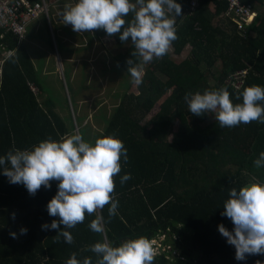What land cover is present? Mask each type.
I'll return each instance as SVG.
<instances>
[{
    "label": "trees",
    "instance_id": "16d2710c",
    "mask_svg": "<svg viewBox=\"0 0 264 264\" xmlns=\"http://www.w3.org/2000/svg\"><path fill=\"white\" fill-rule=\"evenodd\" d=\"M189 2L177 0L183 15L176 17L178 39L172 44L176 54L189 45L188 55L175 61L168 52L145 65L143 82L136 85L137 93L127 92L132 83L127 60L134 47L130 41L122 43L118 35L111 37L123 49L113 58L130 84L102 133L118 135L128 160L124 162L121 157V173L114 178L118 215L106 223L104 237L89 229L95 217L86 215L84 223L70 230L74 243H66L63 237L54 242L58 230H42L41 225L59 219L47 211L49 200L57 192V182L53 181L50 189L41 187L32 196L22 184H10L0 168V264H64L72 252L80 260L92 257L95 264V254L86 251L88 246L103 238L118 245L141 235L160 244L154 264H264V255L235 259V247L218 231L221 223L233 229L231 220L221 215L230 189L239 190L247 182L244 176L264 180V169L253 166V160L264 151V124L254 121L222 128L212 120L214 114L192 115L184 100L188 92L226 87L235 103L239 102L235 100L237 90L253 84L264 86L263 13L238 29L228 20L227 27L218 22L226 7L223 0H199L194 14L186 17ZM242 3L259 11L264 0ZM42 18L44 25L37 30L39 39L40 35L41 39L49 38ZM92 33L97 38L109 37L102 29ZM1 34L3 156L13 147L23 150L49 137L58 140L72 133L74 125L71 119L64 120L50 101L38 100L39 83L26 45L11 32L0 29ZM8 52L11 54L4 57ZM216 61L219 69L214 73ZM239 70L247 73L234 90L225 85V79ZM231 166L235 167L234 173L230 172ZM125 173H130L131 178L121 185L120 177ZM212 183L216 184L212 189L204 188ZM195 192L199 194L192 196ZM103 215L107 221L108 206ZM22 227L27 228L24 235L20 234ZM188 227L192 232L187 237ZM10 231L16 232L17 238H12Z\"/></svg>",
    "mask_w": 264,
    "mask_h": 264
},
{
    "label": "clouds",
    "instance_id": "9594fccd",
    "mask_svg": "<svg viewBox=\"0 0 264 264\" xmlns=\"http://www.w3.org/2000/svg\"><path fill=\"white\" fill-rule=\"evenodd\" d=\"M60 15L63 23L71 25L76 33L102 29L109 37L118 35L122 43L130 41L134 50L127 60V72L132 83L139 86L145 65L163 58L178 39L176 17L183 12L177 0H76ZM184 100L192 115L214 114L222 128L254 121L264 124V86L261 85L237 90L235 100L239 102L235 103L226 87L188 92ZM121 157L127 162V149L115 133H101L94 141H86L81 133L72 132L59 136L58 140L51 137L41 140L31 148L13 147L0 156V168L10 184H22L32 196L41 187L50 189L52 182H57V192L49 200L47 211L59 219L44 223L41 228L58 230L54 242L63 237L72 244L74 237L70 230L84 223L86 215H94L88 227L101 237L106 223L118 215L119 202L113 193L114 178L122 169ZM253 166L264 169V151L253 160ZM130 178V173H125L120 184ZM105 206H108L107 221L103 215ZM221 215L233 224L230 231L221 223L218 231L235 247V259L242 261L249 255H264V180L252 175L239 190L231 188ZM12 216L15 219V213ZM26 233L27 228L22 227L20 234ZM9 234L17 238L16 232ZM86 251L95 254V264H154L157 255L153 242L142 235L124 239L118 245L103 238ZM64 264H93V259L85 256L80 260L72 252Z\"/></svg>",
    "mask_w": 264,
    "mask_h": 264
},
{
    "label": "rangeland",
    "instance_id": "374dc122",
    "mask_svg": "<svg viewBox=\"0 0 264 264\" xmlns=\"http://www.w3.org/2000/svg\"><path fill=\"white\" fill-rule=\"evenodd\" d=\"M75 2L47 0V18L44 19L49 38L43 37L44 40L40 35L39 39L37 30L44 25L40 16L30 22L22 42L37 75L38 100L50 101L64 120H72V132L81 133L86 141H94L117 109L130 81L113 58L123 49L117 47L111 37L97 38L92 32L76 33L71 25L63 23L61 12ZM189 50L190 46L186 45L176 54L171 46L169 53L175 61H181ZM203 63L201 69L205 67ZM217 69L218 61L213 72L217 73ZM132 91L137 93L134 83L127 90ZM153 246L156 251L160 248L158 241H154Z\"/></svg>",
    "mask_w": 264,
    "mask_h": 264
},
{
    "label": "built area",
    "instance_id": "2783aa9c",
    "mask_svg": "<svg viewBox=\"0 0 264 264\" xmlns=\"http://www.w3.org/2000/svg\"><path fill=\"white\" fill-rule=\"evenodd\" d=\"M57 0H52V2ZM225 10L219 17V22L230 21L239 29L242 25H248L254 21L257 13L248 4H243L242 0H223ZM199 0H190L186 9L185 16L190 17L196 11ZM47 0H0V29L11 32L19 42L24 39L27 27L34 19L43 16L47 18ZM3 34L0 35V39ZM5 55L4 57H6ZM4 58H0V75L1 65ZM246 70H239L225 79V85H229L237 90L242 84V78L246 75ZM34 92V88L30 86Z\"/></svg>",
    "mask_w": 264,
    "mask_h": 264
},
{
    "label": "crops",
    "instance_id": "0c3cea01",
    "mask_svg": "<svg viewBox=\"0 0 264 264\" xmlns=\"http://www.w3.org/2000/svg\"><path fill=\"white\" fill-rule=\"evenodd\" d=\"M263 8L262 9H259V11H255L257 14L259 13V12H262L263 13V19H264V4H263V6H262ZM219 22V21H218ZM224 22V25H225V23H227L226 21H223ZM220 23V22H219ZM252 34H254L253 32H252ZM213 118H214V116H213ZM231 165V164H230ZM230 172H235V167H233V166H231V171ZM242 172H244L243 170H239V173H242ZM244 179H246V181H248L249 180V178L247 177V176H244ZM203 183H200V185H202ZM216 184H214V183H212V184H208V185H206V186H204V188H209V189H212L213 188V186H215ZM245 185V184H244ZM243 185V186H244ZM199 192V191H198ZM200 193V192H199ZM199 193H197V192H195V195H193L192 194V196H197V194H199ZM180 227H181V229H182V225H180ZM187 229V237L189 236V234H191V232H192V229L191 228H186Z\"/></svg>",
    "mask_w": 264,
    "mask_h": 264
}]
</instances>
